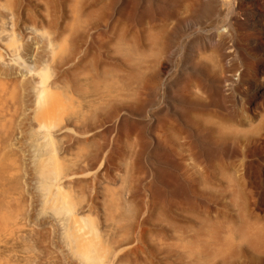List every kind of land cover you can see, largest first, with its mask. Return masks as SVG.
<instances>
[{"label": "rangeland", "instance_id": "rangeland-1", "mask_svg": "<svg viewBox=\"0 0 264 264\" xmlns=\"http://www.w3.org/2000/svg\"><path fill=\"white\" fill-rule=\"evenodd\" d=\"M246 4L264 14V0H0V264H196L209 217L226 246L202 263L264 264V149L242 180L233 144L264 119L229 28L250 30ZM259 48L264 86V35Z\"/></svg>", "mask_w": 264, "mask_h": 264}, {"label": "bare ground", "instance_id": "bare-ground-1", "mask_svg": "<svg viewBox=\"0 0 264 264\" xmlns=\"http://www.w3.org/2000/svg\"><path fill=\"white\" fill-rule=\"evenodd\" d=\"M253 2H254V0H253ZM246 3H248V2H246ZM250 3V2H249ZM243 12L245 13V14H247V19H248V21L250 22V24H251V28H250V32L243 26L244 24L243 23H240L239 21H238V19H236L235 17H231L230 18V21H229V28H230V31L232 32V34H233V40H234V44L236 45V48L238 49V51L240 52V54H241V56H242V58H244V68L242 69V72L240 73V81H241V83L242 84H247L248 85V88L250 89V90H252V92L256 95H259L258 93H260L261 91L264 93V86L261 84H259L258 83V80H257V78L259 77V75H260V69H258V67L256 66V64H255V62H254V60H252V58H255L256 56H257V54L260 52V49L261 48H259V43H261L262 42V40H263V35H264V28H263V25L261 24V22H262V20H263V18H264V14L262 13V11L261 12H257V11H255V9L254 8H252V6L250 5V4H246L243 8ZM78 8L76 9V7H75V19H78L79 18V16H80V12L78 13ZM84 22V21H83ZM82 22V23H83ZM247 23V22H246ZM80 24V23H79ZM82 25V24H81ZM76 26H77V23H76ZM79 26V25H78ZM10 28H12V27H10ZM78 28H80V27H76V29L74 30V36H73V45H72V59H73V70H72V72H73V77H74V88L73 89H75V91L73 90V92H78L77 90H78V87H79V85L81 84H78L79 82H81V81H78L79 80V76H81V73H82V71H83V68H85L86 66L88 67V62H86V57L84 56H82L81 57V51H80V47H81V43H80V33H79V30H78ZM12 31V30H11ZM5 32V31H4ZM12 33V32H11ZM12 35V34H11ZM14 37V36H13ZM14 39H15V37H14ZM82 40V39H81ZM86 40V39H85ZM14 42H15V40H14ZM11 47H12V45H11ZM10 47V48H11ZM15 50H17V48L15 49ZM13 51V50H12ZM18 52V51H17ZM246 53V54H245ZM262 53H263V51H262ZM247 55V56H246ZM264 55V54H263ZM12 56V55H11ZM249 56V57H248ZM2 58H0V60H1ZM16 60V59H15ZM15 62V61H14ZM10 63V62H9ZM16 63V62H15ZM138 64H139V62H138ZM4 66V65H3ZM3 66H1V64H0V71L2 72L3 70H5L6 68L5 67H3ZM41 67V66H40ZM48 67H46V69H47ZM45 69V67H42L41 68V70H39V69H37L36 71H38L39 70V72H36L37 74H39V76L41 75L40 73H42V70H44ZM88 69V68H87ZM86 68H85V73L87 74L88 72H90V69H88L87 70ZM82 70V71H81ZM7 71H9L8 69H7ZM70 71V70H69ZM88 71V72H87ZM4 72V71H3ZM45 72V71H44ZM83 72V74H82V76H84L85 75V73ZM4 73H7V72H4ZM29 73V72H28ZM35 72H33V75L36 77V74ZM71 73V72H70ZM3 74V73H2ZM43 74V73H42ZM46 74H49V73H46ZM89 74V73H88ZM6 75V74H5ZM29 75V74H28ZM45 76V75H44ZM81 76V77H82ZM89 76V75H88ZM88 76H86L87 78H88ZM41 77H42V75H41ZM90 77V79L92 78V76H89ZM37 78V81H38V78H39V83H38V85L40 86V85H42L41 83L42 82H44V80H43V77L42 78H40V77H36ZM1 79H4V78H2L1 77ZM90 79H89V81H90ZM41 80H43L42 82H41ZM80 80H81V78H80ZM6 81V80H5ZM9 81V80H8ZM36 81V80H35ZM87 81H88V79H87ZM250 81V82H249ZM7 82V81H6ZM249 82V83H248ZM8 83V82H7ZM36 82H34V84H35ZM44 84V83H43ZM55 84H57V83H55ZM241 84V85H242ZM3 85H5L4 84V82H3ZM240 85V86H241ZM34 86H37V84L36 85H34ZM39 86H37L35 89H38V87ZM5 87V86H4ZM7 87V86H6ZM87 87V86H86ZM85 87V88H86ZM0 88L3 90V89H5V88H3V86L1 87L0 86ZM9 88V87H8ZM40 88H43L42 86H40ZM47 88V87H46ZM49 88V87H48ZM87 89V88H86ZM238 89V91H240V88H237ZM2 90H1V92H2ZM6 90V89H5ZM43 90V89H42ZM39 91H40V89H39ZM45 91V90H44ZM81 91V90H80ZM4 92V91H3ZM6 92V91H5ZM34 92V91H33ZM36 92V91H35ZM37 93H38V91H37ZM40 93H43V91H40L39 92V94ZM79 93V92H78ZM82 93V92H81ZM80 93V94H81ZM2 94V93H1ZM5 94V93H4ZM45 94H46V92H45ZM79 94V95H80ZM6 95V94H5ZM42 95V94H41ZM96 96V95H95ZM45 97V96H44ZM1 98V97H0ZM36 98V97H35ZM39 98V97H38ZM7 99V98H6ZM39 100V99H38ZM75 100V99H74ZM76 101V100H75ZM4 102V101H3ZM6 102V101H5ZM80 103V102H79ZM76 104V103H75ZM75 106V105H74ZM4 108H6V107H4ZM3 108V109H4ZM75 109H76V107H75ZM5 110V109H4ZM7 110V109H6ZM90 110V109H89ZM85 111V110H84ZM251 111L253 112V113H255V109L254 108H252L251 109ZM4 112V111H3ZM40 113V112H39ZM7 114V113H6ZM81 114V113H80ZM89 114V113H88ZM247 114V113H246ZM250 114H252V113H250ZM37 115H39V114H37ZM241 115V114H240ZM89 116V115H88ZM262 116H264V115H262ZM49 117V116H48ZM185 117V116H184ZM244 117V116H243ZM245 117H249V116H245ZM36 118H38V116H36ZM40 118V117H39ZM83 118V117H82ZM260 118V124H261V126H260V132L258 131V132H256V133H251V134H245L244 136H242V139H241V141L240 140H238V139H236L234 142H233V144L235 145V144H237V143H240L241 145H242V152H241V156H242V160L241 161H239V162H241V164H240V166L242 165V168H241V172H240V174L239 175H241V177H242V180H243V178H245V177H247V178H249L250 176H252L253 175V171H254V169H255V166H254V162L255 163H257V160L254 158V155L255 154H258V152L259 151H261V150H263L264 149V122H262L263 123V125H262V123H261V120H262V118L261 117H259ZM48 119V118H47ZM249 119V118H248ZM36 120V119H35ZM82 120V119H81ZM38 121H42V119L40 120H38ZM77 121H78V119H77ZM262 121H264V119L262 120ZM49 122V121H48ZM79 122V121H78ZM240 122V121H239ZM248 122V121H247ZM45 123H46V121H45ZM39 124H40V122H39ZM52 124V123H51ZM75 124V123H74ZM85 124V123H84ZM217 124V123H216ZM235 124V123H234ZM77 125V124H76ZM81 125V124H80ZM169 125V124H168ZM51 126V125H50ZM49 126V127H50ZM161 126V125H160ZM219 127L220 126H223V125H221V124H219L218 125ZM225 127H226V125H225ZM225 127H223V128H225ZM48 127L46 126V128H45V130L47 129ZM196 128V127H195ZM218 128V127H217ZM227 128H228V126H227ZM52 129V128H51ZM51 129H49L50 131H51ZM219 129H221L222 130V127H220ZM226 129V128H225ZM243 129V128H242ZM231 131V128H229L228 130L226 129V130H223V131ZM40 131V130H39ZM54 131V130H53ZM229 131V132H230ZM235 130L233 129V132H234ZM46 132H48L47 130H46ZM241 132V131H240ZM231 133H232V131H231ZM237 133V132H236ZM236 133H233V134H235L234 136H237L238 135V133L236 134ZM46 134V133H45ZM188 134V133H187ZM211 134V133H210ZM213 134V133H212ZM220 133H218V135H219ZM223 134V133H222ZM51 135V133L49 132V136ZM86 135V134H85ZM88 135V134H87ZM214 135V134H213ZM215 135H217V133H215ZM224 135V134H223ZM183 137H185L186 139H188V136L186 137V135L185 136H183ZM221 137V136H220ZM229 137V136H228ZM46 138V137H45ZM50 138H51V136H50ZM184 138V139H185ZM216 138V137H215ZM223 138V137H222ZM43 139V138H42ZM48 139V138H47ZM50 140V139H49ZM54 140V139H53ZM183 140V139H182ZM41 141V140H40ZM51 141V140H50ZM55 141V140H54ZM186 141V140H185ZM185 141L183 142L182 141V143H185ZM215 141V140H214ZM217 142L219 141L218 139L216 140ZM41 142H43V141H41ZM40 142V143H41ZM48 142V141H47ZM232 142V141H231ZM55 143V142H54ZM186 145H188L187 143H185ZM184 144V145H185ZM233 144H231V145H233ZM40 145V144H39ZM185 145V146H186ZM50 146V145H49ZM181 147H180V149H182L183 151H181V154H183V152L185 153V151H187V159H189V155L191 154L192 156H190V161L192 160V157H194V155L196 154H194L193 155V150L192 151H190V149H191V147H192V144H191V146H190V144L188 145V150L186 149L187 148V146H186V148H185V146L182 148V146H183V144L182 145H180ZM190 146V147H189ZM239 146V145H238ZM231 147V146H230ZM229 147V148H230ZM233 147V146H232ZM47 148V147H46ZM51 148V147H50ZM193 148V147H192ZM206 148H207V146H206ZM222 148V151L224 150V148L223 147H221ZM235 148V147H234ZM186 149V150H185ZM46 149H44V151H45ZM216 150H217V148H216ZM215 150V151H216ZM54 151V150H53ZM188 151H190L191 153L189 154V152ZM196 152H199V151H197V150H195ZM194 151V152H195ZM39 152V151H38ZM49 152H51V150L50 151H48V153ZM217 152V151H216ZM262 152V151H261ZM40 153V152H39ZM39 153H38V155H39ZM50 154V153H49ZM197 155V154H196ZM224 155V154H223ZM215 156V155H214ZM40 157V156H39ZM48 158L50 157V155L49 156H47ZM217 157V156H216ZM221 157V154H220V156L218 155V159ZM183 158V157H182ZM196 158V157H195ZM214 158V157H213ZM185 159V158H184ZM222 159H223V157H222ZM222 159H221V161H222ZM194 160V159H193ZM224 160V159H223ZM50 161V160H49ZM220 160L219 161H216V163L217 162H221ZM56 162V161H55ZM184 162H185V160H184ZM215 162V161H214ZM214 162H212V163H214ZM191 163H193V164H195L196 162H195V160L194 161H192ZM225 163V162H224ZM232 163H233V161H232ZM232 163H229V165H230V167H231V165H233L232 167H234V165L235 164H232ZM53 164V163H52ZM215 164V163H214ZM214 164H212V165H214ZM217 164H219V163H217ZM216 164V165H217ZM223 164V163H222ZM228 164V163H227ZM199 165H200V163H199ZM210 165V164H209ZM220 165V164H219ZM226 164H223V167L225 166ZM194 166V165H193ZM210 167H212V166H210ZM215 167V166H214ZM213 167V168H214ZM217 167H219V166H217ZM221 168H223L222 167V165L220 166ZM191 168H194V167H192V165H191ZM225 168H226V166H225ZM228 168V167H227ZM235 168H236V166H235ZM235 168H234V172H236V170H235ZM232 169V168H231ZM237 169V168H236ZM240 169V168H239ZM192 170V169H191ZM215 170V169H214ZM223 170V172L224 173H226V175L224 174V176L226 177V176H228V178H226V180H231V181H229V182H231V185H232V175H230L229 173L227 174V172H225V169H222ZM232 171H233V169H232ZM186 172V171H185ZM205 172H207V170H205ZM186 173H188V172H186ZM194 174H195V172H194ZM200 174V173H199ZM188 176H191V175H189V174H187ZM203 177V176H202ZM201 177V178H202ZM213 177V176H212ZM192 179V178H191ZM203 179V178H202ZM187 180V179H186ZM238 180V179H237ZM258 180V179H257ZM235 181V180H234ZM259 181V180H258ZM56 182V181H55ZM236 182V181H235ZM234 182V183H235ZM242 183H243V181H242ZM53 184H54V182H53ZM53 184H51V185H53ZM204 184V183H203ZM230 184V183H229ZM239 184V183H238ZM237 184V185H238ZM241 184V183H240ZM244 184H245V182H244ZM228 185V184H227ZM234 185H236V184H234ZM58 186V185H57ZM60 186V185H59ZM233 186V185H232ZM231 186V187H232ZM51 187V186H50ZM49 187V188H50ZM228 187H230V185H228ZM236 188V187H235ZM191 189H192V187H191ZM53 191H52V193H54V189H52ZM232 192H235V190L234 191H232ZM51 195V194H50ZM197 195H198V193H197ZM236 195H238V194H236ZM253 195H255V194H253ZM207 196V195H206ZM202 197V196H201ZM211 198V197H210ZM237 198V197H236ZM50 199V198H49ZM248 199V198H247ZM247 199H246V201H247ZM252 198H250L249 200H251ZM51 200V199H50ZM255 200V199H254ZM203 202V201H202ZM252 202V201H251ZM250 202V203H251ZM248 203H246V205H247ZM259 204V203H258ZM243 205V204H242ZM241 205V206H242ZM53 206V205H52ZM56 206V205H55ZM54 206V208H56ZM248 206H250V205H248ZM260 206V205H259ZM237 208H238V206H236ZM246 207V206H245ZM252 207H256V205H253V203H252ZM59 208V207H58ZM248 208H251V206L250 207H247V210H249ZM57 209V208H56ZM253 209V208H252ZM262 209H264V208H262ZM246 209H244V211H245ZM175 211V210H174ZM238 211H241V210H239V208H238ZM243 211V212H244ZM251 211V209L249 210V212ZM243 212L241 211V213L239 212V218H240V214H242L243 215ZM249 212L247 211V213H246V211H245V213L244 214H246L247 216H243V217H241L242 218V220L243 221H245L246 220V218L245 217H249ZM68 213V212H67ZM204 213H205V215H206V213H207V215H209V212H208V210H207V212L206 211H204ZM251 213V212H250ZM66 214V213H65ZM213 214V213H212ZM237 214V213H236ZM257 214V213H256ZM259 214V213H258ZM72 215V214H71ZM204 215V214H203ZM203 215H201L202 217L201 218H199V217H196V218H199V221L201 220H204V219H207V218H205ZM238 215V214H237ZM254 216V215H253ZM256 216H258V215H256ZM204 217V218H203ZM195 218V217H194ZM195 218V220L197 221V219ZM203 218V219H202ZM244 218H245V220H244ZM209 219V223H210V217L208 218ZM208 221V220H207ZM207 221L205 220V221H203L204 222V230L202 229V227H200V225H199V231L197 230L196 231V229H198V228H195V230H193L194 231V235H196L198 232H200L199 234H197L196 236H193V237H197V236H199V237H197V239H198V241H199V243L200 242H202V244H200V245H202V247L200 248H198L199 250L201 249V251H200V253L198 252H196V254L199 256L200 255V257H198L200 260L199 261H201V263H202V259L204 260V262H211V258H215L216 257V255H217V253H218V251H220V250H222L223 248H222V246L223 245H225V242H224V244H223V241H222V237L220 236V230H221V225L220 224H216V222H218V221H216V222H214L213 220V223H212V221H211V223L209 224H207ZM252 221V220H251ZM174 222V221H173ZM173 222H171V223H173ZM76 223V222H75ZM73 224V226L74 225H76V224ZM248 222H246V225H248L249 226V223L247 224ZM174 224V223H173ZM172 224V226H174ZM193 224V223H192ZM207 224V225H206ZM176 225V224H175ZM202 225V224H201ZM205 225H206V229H205ZM77 226V225H76ZM177 226V225H176ZM175 226V227H176ZM179 226V225H178ZM177 226V227H178ZM197 226V225H196ZM175 227H174V230H175ZM186 227V226H185ZM198 227V226H197ZM172 228V227H171ZM187 228V227H186ZM186 228H184V226H183V228H182V226H181V230L182 231H178V233L180 232V234L181 233H183V229L185 230ZM201 228V229H200ZM76 229H79L78 228V226L74 229H72V237H73V239H75V240H77L78 242H80V241H82V242H84L83 240H82V238H83V236L84 235H82V234H80ZM176 229H178V230H180V227L179 228H176ZM80 230V229H79ZM173 228H172V234L174 233L173 231ZM187 230V229H186ZM185 230V231H186ZM200 230H202V231H200ZM93 231V230H92ZM177 231V230H176ZM176 231H175V233H176ZM192 231V230H191ZM195 231L197 232L196 234H195ZM205 233H204V232ZM80 232H81V230H80ZM187 232V231H186ZM186 232H184V235H185V233ZM177 233V234H178ZM180 234H178V237L180 236ZM176 235V234H175ZM183 235V237H185ZM187 235V234H186ZM172 236H174V235H172ZM85 237V236H84ZM175 237V236H174ZM86 238V237H85ZM195 239V238H194ZM188 241V240H187ZM193 242H194V240H193ZM195 242H197V240H195ZM198 242H197V245L199 244ZM169 244V243H168ZM176 244V243H175ZM183 244H185V242L183 243ZM180 245V244H179ZM176 246V245H175ZM182 246V245H181ZM180 246V247H181ZM184 246V245H183ZM181 247V250L183 251V249H184V247ZM188 245H186V247H187ZM226 246V245H225ZM174 247V246H173ZM185 247V248H186ZM176 248V247H175ZM187 249H192V248H187ZM186 249V250H187ZM185 249H184V251L182 252L183 254L185 253V255L187 254V256L188 255H190V256H192L191 255V253L190 254H188L189 253V251H188V253H187V251H186ZM190 252H192V250L190 251ZM229 252V251H228ZM193 253V252H192ZM185 255H182V256H185ZM195 256V255H194ZM194 256H192V257H194ZM215 256V257H214ZM196 256H195V258L192 260V261H194L193 263H196V264H200V262L198 263V262H196L197 260H196V258H197ZM172 258V257H171ZM175 258V257H174ZM184 258H186V257H184ZM187 258H189V256L187 257ZM191 258V257H190ZM197 258V259H198ZM182 259V258H181ZM210 260V261H209ZM191 261V260H190ZM191 261V262H192ZM202 263V264H205V263ZM185 264H188L187 262L185 263ZM190 264V263H189ZM208 264H210V263H208Z\"/></svg>", "mask_w": 264, "mask_h": 264}]
</instances>
